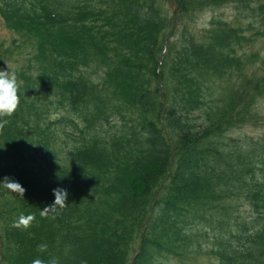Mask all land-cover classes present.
Returning a JSON list of instances; mask_svg holds the SVG:
<instances>
[{
	"label": "trees",
	"instance_id": "1",
	"mask_svg": "<svg viewBox=\"0 0 264 264\" xmlns=\"http://www.w3.org/2000/svg\"><path fill=\"white\" fill-rule=\"evenodd\" d=\"M0 17L20 97L0 181L26 190L0 183V264H264V131L232 134L264 120V0H0ZM55 188L67 206L45 209Z\"/></svg>",
	"mask_w": 264,
	"mask_h": 264
},
{
	"label": "clouds",
	"instance_id": "2",
	"mask_svg": "<svg viewBox=\"0 0 264 264\" xmlns=\"http://www.w3.org/2000/svg\"><path fill=\"white\" fill-rule=\"evenodd\" d=\"M8 68L10 70H0V118L12 116L20 104V97L18 95L19 85L17 84V78L15 74L12 73L9 65ZM7 123L8 121L6 119L0 120V130H2ZM0 183H3V186L9 191L22 197L26 191L21 183L9 177H5L3 181H0ZM53 194L55 197L53 203L45 209L50 210L56 206L60 208L67 206L66 201L68 192L66 189L55 188L53 189ZM34 218L35 217L31 214H22L16 221H14L13 227L27 229L31 226V222L34 220ZM37 247L40 252H44L47 249L46 244H40ZM32 264H58V260L53 258L45 261L40 258H36L32 261Z\"/></svg>",
	"mask_w": 264,
	"mask_h": 264
},
{
	"label": "rangeland",
	"instance_id": "3",
	"mask_svg": "<svg viewBox=\"0 0 264 264\" xmlns=\"http://www.w3.org/2000/svg\"><path fill=\"white\" fill-rule=\"evenodd\" d=\"M218 15L232 20L238 15V12L234 8V6H232L231 4L227 5V6H216V7L207 8L203 11H200L199 17H198L196 23L194 24V27L197 30H201L204 27L208 26V23L212 19V17L218 16ZM14 36H17V34L13 30L9 29L4 24L3 19L0 17V39L6 40L8 43L13 39ZM256 48L261 50L263 55H264V44L258 43ZM13 64H15V63L8 62V65L10 66L11 69L13 67ZM5 70H10V69L7 67ZM262 111L264 113V104L262 106ZM263 118H264V115H263ZM244 129L248 130L249 133H251V134H254L257 131H264V120H263V123L261 124V126L253 127V126L246 125L244 128L235 129L232 134L233 135L241 134L244 131ZM245 210H246L245 208H242V214H246ZM211 240H212L211 238L208 239V242H211ZM189 262H191L190 257H185L184 262H178L175 259L168 261V263H170V264H187Z\"/></svg>",
	"mask_w": 264,
	"mask_h": 264
}]
</instances>
